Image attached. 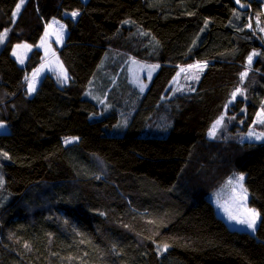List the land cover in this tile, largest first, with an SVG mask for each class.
<instances>
[{
  "label": "trees",
  "instance_id": "obj_1",
  "mask_svg": "<svg viewBox=\"0 0 264 264\" xmlns=\"http://www.w3.org/2000/svg\"><path fill=\"white\" fill-rule=\"evenodd\" d=\"M19 2L0 0V264H264V141L209 135L226 110L264 133V0H27L14 17ZM53 19L68 28L70 80L48 74L30 98L43 51L21 65L14 47L36 46ZM130 58L159 70L146 92L125 82L115 96ZM194 64L199 79L173 89ZM100 81L101 99L86 98ZM236 172L256 235L207 198Z\"/></svg>",
  "mask_w": 264,
  "mask_h": 264
},
{
  "label": "rangeland",
  "instance_id": "obj_2",
  "mask_svg": "<svg viewBox=\"0 0 264 264\" xmlns=\"http://www.w3.org/2000/svg\"><path fill=\"white\" fill-rule=\"evenodd\" d=\"M27 0H24V3L21 5L22 10L25 2ZM87 1V0H84ZM19 11V12H20ZM19 12L16 14V16L19 14ZM76 17V16H75ZM55 21H58L59 23H54ZM60 25H63V30L61 31ZM260 25V24H258ZM261 31H264L260 27ZM5 33V32H4ZM47 33V35H46ZM59 34V36H58ZM9 33L6 31V36L3 38V42L7 40ZM68 35V28L66 24L58 19H53L50 24L47 26L46 31L43 35V37L40 39L39 43L34 46L32 44L26 43V42H20L17 43L14 47V51L16 55L14 57L19 61L21 65H25L27 59L29 58L31 52L33 49L37 48L43 51V61L42 63L36 68V70L30 75L28 78V97H33L43 78L50 74L51 76L55 77L58 82L62 85H65L70 80L69 72L65 68L63 62L58 56V49L63 47L66 41ZM19 46V47H18ZM27 46V47H25ZM131 59V62L128 63L125 72L123 74L122 79H120L116 92L120 94L122 97H124L125 90L128 88L126 83L131 84L133 87L137 88L140 92H146L148 90V87L157 74L159 70V65L154 63H145L139 60ZM23 61L21 63L20 61ZM158 65V67H154ZM198 65V67H184L182 68L184 71H180V75L177 76V78L173 82V89H183L186 88L189 83L196 82L198 79H194V76L200 77L203 70L205 69L204 64H194ZM202 67V70H201ZM181 69V70H182ZM36 73L35 76V91L30 92L29 91V81L32 80L33 74ZM63 73H67V81L63 78ZM103 77H109V79L112 78L111 73H104L102 74ZM105 80V79H104ZM1 83V78H0ZM143 86V91L141 90V87ZM103 87L104 84L102 81L99 82L97 87L91 86L86 92L84 93V96L86 98L92 99L94 101H98L101 99L103 95ZM115 92V93H116ZM236 99H233L232 102H234ZM123 104L125 101H122ZM3 110V111H2ZM6 109L0 110V123L4 125L3 128H0V134H6L10 132L9 125L3 121L4 112ZM243 111V110H242ZM243 113L245 114V117H247V110L244 109ZM222 124L218 126L215 135L219 134V138L224 137L223 140H225L226 144L230 146H234V143L236 142H262L264 141V133L258 132L256 130H253L251 132H244V120L239 119L236 112L230 113L228 110H226L223 115ZM220 117V118H221ZM219 118V119H220ZM255 123L263 124L264 123V108H262L258 115L256 116ZM237 125V126H235ZM251 133V135H249ZM121 134V132L119 133ZM257 136H261L260 139H257ZM71 139V143H65V140ZM78 139L76 138H65L64 143L65 145H71L77 142ZM243 175L232 173L229 177V179L221 184L219 188L216 189L215 192H212L207 195V198L214 203L217 214L224 219V221L232 228L236 230L246 231L251 234H257L259 227H260V214L256 218V225L255 229L248 228L246 224L238 223L235 219L229 218V213H231L233 216H236L238 219H246L249 217L248 209H254L249 204V193L245 186V175L243 180V187L247 190V197L246 199L243 198V193L241 189L236 185V177ZM232 180V183H229V180ZM4 182L3 179H0V187H3ZM150 201V200H149ZM153 204L155 205L157 200L154 197V200H152ZM149 205L151 206V202ZM147 204V203H146ZM166 207H170L169 204L165 205ZM166 211V210H165ZM255 211L258 213V211L255 209ZM152 215L156 220H159L161 218V211L160 208L156 207L152 210ZM161 221V220H159Z\"/></svg>",
  "mask_w": 264,
  "mask_h": 264
},
{
  "label": "snow or ice",
  "instance_id": "obj_3",
  "mask_svg": "<svg viewBox=\"0 0 264 264\" xmlns=\"http://www.w3.org/2000/svg\"><path fill=\"white\" fill-rule=\"evenodd\" d=\"M237 2H239V0H237ZM24 3V0H20V2L16 5V9L15 11L13 12V16L15 17L16 14L20 11L21 9V5ZM71 15L73 17L77 16L78 15V12L76 11H73L71 13ZM54 23H59L58 21H55ZM60 29L61 31L63 30V25H60ZM47 35V33H46ZM4 36H6V32L3 34V35H0V41L3 40ZM59 36V34H58ZM19 47V46H18ZM27 47V46H25ZM13 55H16L15 52H13ZM253 55H256V53H253ZM248 61H249V64L251 63L252 61V56L250 55L248 57ZM21 63H23V61L21 60L20 61ZM154 67H158V65L154 66ZM190 67H198V65H192ZM201 70H202V67H201ZM181 71H184L183 69ZM35 76H36V73L33 74V78L32 80L29 81V91L30 92H33L35 91ZM245 76H247V72H244V73H241V79H243ZM63 78L65 81H67L68 77H67V73H63ZM194 79H199L198 76H194L193 77ZM27 79V78H26ZM141 90L143 91V86L141 87ZM240 93V89H237L234 93H233V99H235L236 95ZM222 121H223V117H221L220 119H218L213 125H212V129L210 130L209 132V135L210 136H214L215 135V132L218 128V126H220L222 124ZM4 125L2 123H0V128H3ZM249 135H251V133H249ZM264 135V134H262ZM257 139H260L261 136H257L256 137ZM72 140L71 139H68V140H65V143H71ZM6 155V154H5ZM243 180H244V176L243 175H240L238 177H236V185L241 189L242 193H243V198L246 199L247 197V190L244 189L243 187ZM229 183L231 184L232 183V180L230 179L229 180ZM248 213H249V217L246 218V219H238L236 216H233L231 213H229V218L230 219H235L237 220L238 223H241V224H246L248 228H251V229H255V225H256V218L258 217L259 213H257L255 211V209H248L247 210ZM165 249L167 248V245H164Z\"/></svg>",
  "mask_w": 264,
  "mask_h": 264
},
{
  "label": "crops",
  "instance_id": "obj_4",
  "mask_svg": "<svg viewBox=\"0 0 264 264\" xmlns=\"http://www.w3.org/2000/svg\"><path fill=\"white\" fill-rule=\"evenodd\" d=\"M67 83H68V82H67ZM67 83H66V84H67Z\"/></svg>",
  "mask_w": 264,
  "mask_h": 264
}]
</instances>
